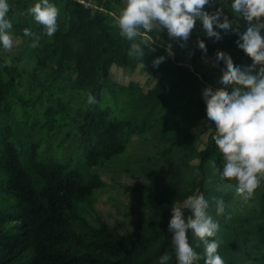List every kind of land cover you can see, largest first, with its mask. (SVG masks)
<instances>
[{
	"label": "trees",
	"instance_id": "1",
	"mask_svg": "<svg viewBox=\"0 0 264 264\" xmlns=\"http://www.w3.org/2000/svg\"><path fill=\"white\" fill-rule=\"evenodd\" d=\"M110 3L67 0L66 24L34 65L21 54L9 58L0 47V264H159L162 255L176 264L168 231L174 205L200 195L209 199V212L220 223L218 251L224 264H264V182L244 199L231 186L234 179L220 178L223 160L214 127L196 154L197 174L189 179L160 111L162 104L196 99L195 115L207 118L196 94L204 82L218 91L225 69L215 67L216 56L227 55L240 65L251 64V57L237 47L234 35L221 33L223 43L215 44L202 22L186 41L174 40L190 61L158 44L145 49L147 58L129 56L132 41L120 33ZM205 8H223L230 20L238 19L220 0ZM246 27L241 23L239 30ZM154 39L163 40L160 34ZM160 55L165 59L154 65ZM203 56L214 60L200 73L189 64L196 66ZM113 65L130 70L141 65L151 72L147 87L135 80L111 82ZM89 94L94 103H88ZM143 142L154 150L141 160L162 161L166 173L149 174V182L120 183L125 191L151 194L142 206V224L122 232L94 214V203L111 186L104 174L108 162ZM213 197L225 201L223 214H216ZM182 211L186 219L191 215ZM189 241L203 252L198 237L190 234Z\"/></svg>",
	"mask_w": 264,
	"mask_h": 264
},
{
	"label": "clouds",
	"instance_id": "2",
	"mask_svg": "<svg viewBox=\"0 0 264 264\" xmlns=\"http://www.w3.org/2000/svg\"><path fill=\"white\" fill-rule=\"evenodd\" d=\"M82 2V0H81ZM215 0H124L116 24L120 33L132 41L129 56L144 57L145 45L151 46L154 40L150 33L167 30L171 40L186 41L197 20L209 39L215 44L223 43L220 35L228 38L234 35L239 39L237 45L252 59L251 64H234L224 54L216 56L215 67L221 65L218 91H207L203 102L207 108V121L214 127V143L222 153L223 166L219 170L221 179L235 180V191L242 198L250 197L254 190L264 182V0H220L236 14L237 20H230L223 8L209 11L205 5ZM9 0H0V47L11 49L14 41L9 31L13 25L9 18ZM28 13L43 26V34L52 37L58 30L59 8L55 0H35ZM246 23V30H239ZM26 37H32L30 47H37L40 36L30 28L23 29ZM137 37H140L137 40ZM198 47L207 54L203 39ZM169 55L173 54L171 42L166 46ZM164 55L154 58L159 65ZM231 86V90H229ZM94 103L95 97H87ZM215 162H213L214 164ZM216 214L225 212V201L213 197ZM183 208L190 211L186 219L184 212L174 205L168 231L172 234V246L176 264H224L218 251L221 240L218 237L220 223L209 212L210 201L203 195L187 199ZM198 237L203 244V252H198L190 244L189 235ZM159 264H172V257L162 255Z\"/></svg>",
	"mask_w": 264,
	"mask_h": 264
},
{
	"label": "rangeland",
	"instance_id": "3",
	"mask_svg": "<svg viewBox=\"0 0 264 264\" xmlns=\"http://www.w3.org/2000/svg\"><path fill=\"white\" fill-rule=\"evenodd\" d=\"M66 1L67 0H55V3L60 10L58 16L59 27L67 22L64 13ZM110 1L109 11L112 15L117 17L123 6L124 0ZM34 2L35 0H9L11 5V14L9 18L13 25L9 31L12 34L14 44L11 49H3L9 58L21 54L25 61L30 65L35 64L46 44L53 39V36L48 37L43 34V26L37 24L28 13L27 10L29 6ZM200 23L201 21L197 20L196 24ZM196 24L194 28L196 27ZM25 27L30 28L32 32L40 36L37 47H30L33 38L24 35L23 29ZM243 31L245 30H241V32ZM155 34H160L163 40L161 42H156L154 39ZM148 35L151 40H154L152 44L167 46V44L171 42L173 48L172 55L174 56L176 51H178L186 57V60L190 61L189 56L185 53V49L182 45L175 44L174 40H171L165 30L159 33H150ZM148 47V45H145V49ZM190 52H195V49L190 47ZM147 55L148 54L143 58H147ZM213 60L214 59L211 56L198 57L196 59V66L194 64H189V66L202 73L213 65ZM43 68L44 71H47L48 65ZM150 75L151 72L143 70L141 65L135 70L113 65L109 78L111 82L125 84L131 80H135L147 87L146 82L149 80ZM214 89V85L204 82L201 84L199 92L196 95L203 99V94L205 92L213 91ZM195 100L188 101L187 99H184L169 104H162L160 106L161 114L165 115L166 119L163 128L167 137H169L171 141H175L176 145L173 149V153L177 158H182L184 169H188L189 179L197 174L199 158L196 154L200 149L206 146L207 137L213 130V126L208 123L207 118H198L195 115ZM153 150V147L151 148L148 143L143 142L132 148L127 156H120L109 161V169L104 171L105 177L111 186L107 191L98 196L94 203V214L101 215L110 225L119 231L130 232L142 224V206L147 198H151L150 192L125 191L120 186V183L126 185L139 181L149 182L147 179L149 174L162 176L166 173L162 161L159 162L153 159L141 160L142 157ZM231 186L235 189V182H232ZM185 201L177 203L175 206L182 210Z\"/></svg>",
	"mask_w": 264,
	"mask_h": 264
}]
</instances>
